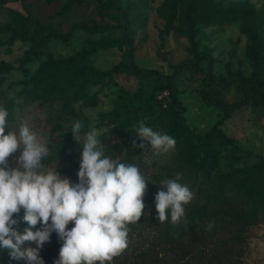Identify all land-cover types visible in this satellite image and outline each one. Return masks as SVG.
Wrapping results in <instances>:
<instances>
[{"label":"rangeland","instance_id":"374dc122","mask_svg":"<svg viewBox=\"0 0 264 264\" xmlns=\"http://www.w3.org/2000/svg\"><path fill=\"white\" fill-rule=\"evenodd\" d=\"M65 2L0 0V90H6V96L0 99V107L9 95L21 88L18 81L32 75L50 56L72 55L88 40L98 39L102 34L115 38L126 34L133 39L134 57L141 67L171 73L175 64L192 59L195 49L206 56L203 67L193 78L189 77V71L181 78L179 97L186 107V121L197 133L209 131L227 114L221 127L232 141L223 147L219 166L212 174L213 183L221 174L235 168L264 162V102L252 99L241 88L240 80V75L251 77L254 73V61L249 52L257 43L254 34L264 36V0H81L73 4L66 14H58ZM211 7L248 11V14L206 26L198 20ZM169 20H172V25L166 31ZM12 21L31 32L53 27L62 33H70L71 37L67 41H50L25 66L26 69H22L19 58L30 43L22 38L12 40L10 33L1 29ZM93 25H101L105 30L91 34L87 28ZM124 49L125 46L99 49L92 56L93 66L101 70L111 68L121 60ZM4 63L12 67L8 69ZM138 86L137 77L121 73L112 82L91 87V92L99 96L97 104L87 105L79 100L67 112L61 110L59 102L32 101L16 107L14 119L5 132L11 130L18 133L20 125L27 123L49 150L48 156L42 160V171L56 169L62 177L69 178L68 170L78 162V155L63 152L52 159V146L63 144V147L70 146V151L77 153L83 147L85 132L95 128L102 133L110 128L102 121L100 112L113 108L116 90L123 87L134 91ZM211 101H221L223 106ZM76 121L83 125L80 143L73 139L71 131ZM144 147L145 159L159 182L167 178L166 166L169 165L175 175L187 173L190 163L183 159L176 145L159 154L146 140ZM19 154L20 150L9 157L10 167L16 166ZM190 191L193 198L204 201L196 186ZM247 206L252 207L249 201ZM222 223L221 220L213 221L212 228H220L214 239L229 234L225 227H221ZM68 227H73V224ZM244 234L245 239L237 246L238 251L221 247L218 253L212 242L203 251L204 259L196 254L181 257L176 252H163L160 264H264V220L254 224ZM56 240L59 237L55 232L44 244L56 250L48 264H54L59 258V250L53 245Z\"/></svg>","mask_w":264,"mask_h":264},{"label":"trees","instance_id":"16d2710c","mask_svg":"<svg viewBox=\"0 0 264 264\" xmlns=\"http://www.w3.org/2000/svg\"><path fill=\"white\" fill-rule=\"evenodd\" d=\"M76 2L79 3L81 0H66L58 14H66ZM247 14L248 11L236 9L226 11L211 7L201 14L198 21L209 26L217 21L235 19ZM171 25L172 20H169L166 31H169ZM1 29L9 32L12 40L22 38L30 43L29 48L19 58L22 69H26L25 66L37 57L42 51L41 48L50 41H67L71 37L70 33H62L53 27L46 31L31 32L15 21L2 26ZM87 30L95 34L103 32L105 28L93 25ZM256 40L257 43H254L249 52V57L254 61V73L251 77L240 75L241 88L252 99L264 102V36L254 34V41ZM115 46H125L118 63L105 70L93 66L92 56L99 49ZM133 52V39L130 36L125 34L121 38H115L102 34L98 39L88 40L86 45L72 55L50 56L32 75L20 79L18 83L21 88L9 95L3 103V107L9 112L8 125L14 119L16 107L32 101L43 99L50 103L59 102L61 110L67 112L79 100H83L87 105L97 104L99 96L91 92L92 86L112 82L114 77L121 73L137 77L139 86L136 90L130 91L120 87L116 90L113 108L100 112L102 121L110 126L98 137L105 145V155L119 162L135 164L148 180L143 198L144 213L138 222L128 225V247L114 257L110 264H160L162 261L160 254L163 252L165 254L176 252L181 257L196 254L200 259H204L203 251L212 242L218 253L221 247L238 251L237 246L245 239L244 232L264 220V162L235 168L221 174L213 183L212 174L219 166L223 147L232 141L221 127L227 114L209 131L197 133L186 121L184 115L186 107L179 97L181 78L187 71L189 77L193 78L203 67V59L206 56L195 49L192 59L179 62L175 64L173 72L164 73L156 68L141 67L135 60ZM11 67L8 65V69ZM162 92L167 94L159 98ZM5 96L6 90H0V99ZM14 98L22 99L23 103L16 104ZM210 103L223 106L221 101ZM141 122L154 131H163L175 139V145L183 159L190 163L187 173L180 175L178 182L186 185L189 190L196 186L204 198L203 202L193 198L190 203L184 205L185 215L179 223H172L170 215L164 223L157 219L155 195L162 190L161 182L151 173L145 159V147L139 146L141 143L144 145V140L136 134V128ZM68 147H63V144L52 146L51 158L56 159L63 152L70 153L71 156L78 155V162L68 170L69 179L75 184L78 183L82 148L75 153ZM166 171L165 180L176 179L177 175L171 173L170 165L166 166ZM248 201L251 208L247 206ZM23 216V208L19 213L13 214L17 224L12 227L21 233L29 227ZM215 220L223 222L221 227L228 230L227 236L214 239L220 228L208 230L207 225H213ZM41 228L42 224L37 223L33 230ZM54 234L55 231L51 233ZM53 245L59 250L62 241L56 240ZM24 246H29V242H25ZM55 253L56 250L44 245L39 252L44 264L51 262ZM218 253L214 255H219ZM0 264L26 262L12 259L8 249L0 248Z\"/></svg>","mask_w":264,"mask_h":264},{"label":"clouds","instance_id":"9594fccd","mask_svg":"<svg viewBox=\"0 0 264 264\" xmlns=\"http://www.w3.org/2000/svg\"><path fill=\"white\" fill-rule=\"evenodd\" d=\"M16 104L22 99L14 98ZM9 112L0 107V248L9 250L14 260L26 264H44L39 252L55 231L62 241L59 258L54 264H105L128 247L129 224L143 214V198L147 181L135 164L119 162L105 155L101 133L91 128L84 133L78 183L73 184L55 170L42 171V160L49 154L35 131L22 123L19 132L8 128ZM83 125L76 121L71 131L80 143ZM136 134L150 143L157 154L168 152L176 141L168 134L154 131L143 122ZM144 147L143 143L139 145ZM20 150L15 167L9 157ZM176 179L161 181L155 195L160 223H179L185 215L184 205L193 193ZM24 209L27 222L23 233L12 227L17 224L14 213ZM37 223L41 229L33 230ZM73 227L69 228V224ZM212 224L207 225L211 230ZM29 242V246H24Z\"/></svg>","mask_w":264,"mask_h":264},{"label":"built area","instance_id":"2783aa9c","mask_svg":"<svg viewBox=\"0 0 264 264\" xmlns=\"http://www.w3.org/2000/svg\"><path fill=\"white\" fill-rule=\"evenodd\" d=\"M165 94H160V98H163L164 96H166L167 92H164Z\"/></svg>","mask_w":264,"mask_h":264}]
</instances>
